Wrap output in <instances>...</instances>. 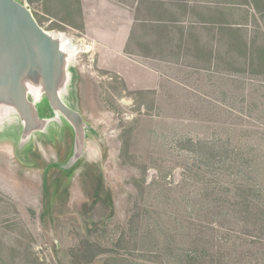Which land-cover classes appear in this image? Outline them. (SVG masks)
I'll return each mask as SVG.
<instances>
[{
  "label": "rangeland",
  "instance_id": "obj_1",
  "mask_svg": "<svg viewBox=\"0 0 264 264\" xmlns=\"http://www.w3.org/2000/svg\"><path fill=\"white\" fill-rule=\"evenodd\" d=\"M16 1L26 5L46 31L62 32L73 43L78 39L64 26L75 24L77 0ZM241 1L233 5V17L249 26L253 49L244 53L239 32L222 30L212 38L219 45L211 52L217 65L209 73L180 67L172 76L177 80L161 82L157 90H131L117 76L97 68L95 54L92 61L86 53L70 58L61 92L64 102L82 117L80 148L71 125L44 98L37 111L43 127L25 139L16 112L0 107V264H101L107 255L92 263L78 261L82 241L111 248L119 236L127 240L130 217L146 208L150 217L141 214L134 228L139 244L144 224L157 228L160 222L156 186L160 179L172 187L181 185L170 192V199L192 189L184 169L191 160L180 149L179 137L229 136L234 142H252L257 153L264 154V39L258 31L264 25V11L251 0ZM210 6L220 8L209 16L211 22L224 24L227 6ZM246 9L257 14L258 22L246 15ZM196 43L204 47L199 40ZM40 95L39 86L29 91L31 101ZM20 141H27L21 154ZM259 169L264 190V157ZM99 180L103 195L95 202L93 190ZM149 183L153 187L141 193L140 187ZM157 234L164 238L159 227ZM238 237L247 239L219 230V243L211 251L215 264H264V235L262 247L241 245ZM164 247L161 243L157 249ZM186 247L179 243L172 252L184 255ZM247 249L253 256L240 259ZM160 264H169L166 257Z\"/></svg>",
  "mask_w": 264,
  "mask_h": 264
},
{
  "label": "trees",
  "instance_id": "obj_2",
  "mask_svg": "<svg viewBox=\"0 0 264 264\" xmlns=\"http://www.w3.org/2000/svg\"><path fill=\"white\" fill-rule=\"evenodd\" d=\"M157 1H160L159 4L162 6L167 3L164 2L166 0ZM239 1L172 0L173 6L181 11L180 16L172 18V21L202 23L204 13L211 16L215 13L213 10L220 9L217 6L211 7V3L225 5L227 6L224 8L226 22L222 24L221 21V32L222 30H228L232 34L239 32L243 52L249 53L253 49V39L251 35L249 36L248 28L240 25L233 17V5L241 4L242 1ZM243 2L249 3V0ZM251 3L258 10L262 8L260 10L264 11V0H251ZM188 11L192 16L188 19L183 18ZM248 11L245 10L246 15ZM225 25L226 27L223 28ZM209 29L212 31L213 27ZM258 31L264 39L262 30L258 29ZM212 38L214 39L213 31L210 52H216L219 44L217 42L215 44ZM195 46L196 52L201 50V45L196 43ZM262 56L264 57V54ZM41 98H44L46 105L51 108L41 92L40 97L33 101L38 113L41 112L39 110ZM20 123L22 124L21 121ZM233 140L234 138L229 136L177 138L180 149L187 152L191 160L184 168L187 173L185 179L190 181L189 184L192 187L188 196L179 193L170 199V192L181 185L172 187L169 182L160 179L156 185L159 188L157 206L160 207L158 211L160 224L156 225L157 228L151 223L144 224V232L138 244L136 233H134L135 224L141 214L148 218L150 215L146 208L143 209V213L136 211L128 221L131 234L127 240L124 236H119L111 248L102 247L90 240L82 241L76 252L78 261L92 263L98 256L107 255L101 264H160L164 257L169 264L171 261H176L177 264H215L216 256L211 251L219 243L217 233L220 229L246 236L247 239L238 237L242 241L241 245L259 244L262 247L260 242L264 238V190L258 182V171L260 170L259 161L264 154H258L252 142H243L240 139L234 142ZM123 143L127 146V139H123ZM26 144L27 141H20L17 146L18 153H25ZM99 183L100 180L93 190L95 202L99 201L103 195L102 186ZM147 187L151 189L153 186L150 183L142 186L140 192L142 193ZM161 212L165 217H161ZM158 227L164 237L162 240L157 234ZM229 241L226 240V243ZM161 243L165 247L157 249ZM179 243L187 245L188 249L184 255L172 252L175 245ZM2 251L5 255V251ZM249 256L253 255L247 249L240 254V259ZM221 257L218 255V259Z\"/></svg>",
  "mask_w": 264,
  "mask_h": 264
},
{
  "label": "crops",
  "instance_id": "obj_3",
  "mask_svg": "<svg viewBox=\"0 0 264 264\" xmlns=\"http://www.w3.org/2000/svg\"><path fill=\"white\" fill-rule=\"evenodd\" d=\"M164 2L77 0L75 24L64 26L92 43L97 68L117 76L131 90H157L161 82L176 81L172 76L180 67L211 72L217 63L208 44L212 31L215 38L221 35V23L213 24L205 13L202 23L172 21L181 11L172 0ZM189 16L190 11L183 18ZM256 16L248 12V17ZM261 30L264 33V25ZM195 40L204 46L202 56L194 54Z\"/></svg>",
  "mask_w": 264,
  "mask_h": 264
},
{
  "label": "water",
  "instance_id": "obj_4",
  "mask_svg": "<svg viewBox=\"0 0 264 264\" xmlns=\"http://www.w3.org/2000/svg\"><path fill=\"white\" fill-rule=\"evenodd\" d=\"M69 60L61 38L42 28L26 5L0 0V107L16 112L23 139L43 127L29 98L30 89L39 86L51 109L73 128L79 148L82 145V117L61 96Z\"/></svg>",
  "mask_w": 264,
  "mask_h": 264
},
{
  "label": "built area",
  "instance_id": "obj_5",
  "mask_svg": "<svg viewBox=\"0 0 264 264\" xmlns=\"http://www.w3.org/2000/svg\"><path fill=\"white\" fill-rule=\"evenodd\" d=\"M54 36H59L60 38H65L66 41L71 45L73 46V51L70 53V58L74 59L75 57H79L81 55V53H86L88 54V59L90 61L93 60V55H94V52H93V47H92V43L90 41H87L85 39H81V38H78L74 43L68 38L65 36L64 33L62 32H58L56 34H53Z\"/></svg>",
  "mask_w": 264,
  "mask_h": 264
},
{
  "label": "bare ground",
  "instance_id": "obj_6",
  "mask_svg": "<svg viewBox=\"0 0 264 264\" xmlns=\"http://www.w3.org/2000/svg\"><path fill=\"white\" fill-rule=\"evenodd\" d=\"M62 48L69 54L73 51V46H71L65 38H61Z\"/></svg>",
  "mask_w": 264,
  "mask_h": 264
}]
</instances>
